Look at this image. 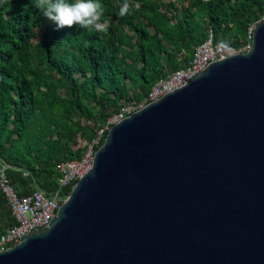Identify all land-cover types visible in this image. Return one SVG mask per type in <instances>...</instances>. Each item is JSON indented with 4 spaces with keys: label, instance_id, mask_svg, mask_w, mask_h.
<instances>
[{
    "label": "water",
    "instance_id": "water-1",
    "mask_svg": "<svg viewBox=\"0 0 264 264\" xmlns=\"http://www.w3.org/2000/svg\"><path fill=\"white\" fill-rule=\"evenodd\" d=\"M217 60L111 126L0 264H264V17Z\"/></svg>",
    "mask_w": 264,
    "mask_h": 264
},
{
    "label": "trees",
    "instance_id": "trees-1",
    "mask_svg": "<svg viewBox=\"0 0 264 264\" xmlns=\"http://www.w3.org/2000/svg\"><path fill=\"white\" fill-rule=\"evenodd\" d=\"M99 2L106 33L58 29L35 0H0V162L19 195L56 190L57 166L79 159L122 102H143L183 68L209 33L238 51L264 17V0H127L124 15L125 0ZM13 224L0 193V233Z\"/></svg>",
    "mask_w": 264,
    "mask_h": 264
},
{
    "label": "built area",
    "instance_id": "built-area-1",
    "mask_svg": "<svg viewBox=\"0 0 264 264\" xmlns=\"http://www.w3.org/2000/svg\"><path fill=\"white\" fill-rule=\"evenodd\" d=\"M251 38L252 29L248 32L247 43L237 51L215 41L213 35L209 33L205 41L194 49L192 58L183 68L168 72L152 85L147 97L139 103L141 108L160 99L165 94L185 86L187 79L202 72L209 64L218 61L217 59L222 60L236 53H246L250 48ZM120 111L108 118L104 126L101 125L95 130L90 142H81L84 150L79 159L57 166L58 187L49 194L37 189L28 195H19L5 174L8 166L0 162V193L14 219V224L6 227L0 233V250L12 248L24 236L44 229L52 222L62 201L67 197L62 195V190L71 185L73 187L90 170L96 152L95 148L106 136L108 130L131 114L124 109H120Z\"/></svg>",
    "mask_w": 264,
    "mask_h": 264
},
{
    "label": "clouds",
    "instance_id": "clouds-1",
    "mask_svg": "<svg viewBox=\"0 0 264 264\" xmlns=\"http://www.w3.org/2000/svg\"><path fill=\"white\" fill-rule=\"evenodd\" d=\"M35 7L44 17L54 22L58 29L79 26L84 29L94 27L98 31L107 32V23L101 22L104 13L99 0H35ZM129 7L125 0L120 14H126Z\"/></svg>",
    "mask_w": 264,
    "mask_h": 264
},
{
    "label": "rangeland",
    "instance_id": "rangeland-1",
    "mask_svg": "<svg viewBox=\"0 0 264 264\" xmlns=\"http://www.w3.org/2000/svg\"><path fill=\"white\" fill-rule=\"evenodd\" d=\"M165 2H167V0H164ZM39 39H40V35H37L33 40H32V42L33 43H36V42H38L39 41ZM34 64H35V62H34ZM130 96L132 97V94H130ZM122 104V108L121 109H124V110H127V111H129L130 113H132V112H134V111H136V110H138V109H140L142 106H141V104H137V105H135L134 104V102L133 101H129L128 103H121ZM119 111H120V109H119ZM118 111V112H119ZM122 111V110H121ZM120 111V112H121ZM105 123H106V121L105 122H101L100 124L102 125V126H104L105 125ZM83 145V143H81V146Z\"/></svg>",
    "mask_w": 264,
    "mask_h": 264
}]
</instances>
